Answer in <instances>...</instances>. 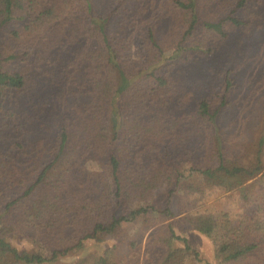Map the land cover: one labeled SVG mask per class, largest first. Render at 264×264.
<instances>
[{"label":"trees","instance_id":"trees-1","mask_svg":"<svg viewBox=\"0 0 264 264\" xmlns=\"http://www.w3.org/2000/svg\"><path fill=\"white\" fill-rule=\"evenodd\" d=\"M208 189L241 213L195 212ZM139 219L93 264H184L189 232L264 264V0H0V264Z\"/></svg>","mask_w":264,"mask_h":264},{"label":"rangeland","instance_id":"rangeland-1","mask_svg":"<svg viewBox=\"0 0 264 264\" xmlns=\"http://www.w3.org/2000/svg\"><path fill=\"white\" fill-rule=\"evenodd\" d=\"M134 55L137 59L143 60L144 50L142 45L137 44L134 47ZM239 79L242 80L241 78ZM257 83L258 78H252L248 83V91H254ZM84 164L89 170H97V165L92 161L86 160ZM168 191L169 188L166 187L157 194L155 198L157 207H162L165 204ZM194 207V211L199 214H219L220 212H231V214L241 213L236 196H228V194L216 189H208L204 200H200ZM172 210L177 217L180 216L178 195H175L172 200ZM142 222L144 223V219H139L135 223H126L121 229H118L114 236L106 237L101 243H88L85 247L76 250V252L69 255L66 259L53 264H86L82 262L86 258L89 264H93V259L102 255L105 247L108 248L116 243L117 239L120 238V233L121 236L128 237L134 233H139L140 230H146L147 226H141ZM152 230L148 231V234L146 233L145 240L151 234ZM187 236L190 240L192 251L184 261V264H218L216 259L217 244L214 240L194 232L187 233ZM12 242L21 251L33 252L34 246L24 237L16 236L14 239L12 238ZM178 246H182V244H178ZM196 253H199V258L196 257Z\"/></svg>","mask_w":264,"mask_h":264}]
</instances>
